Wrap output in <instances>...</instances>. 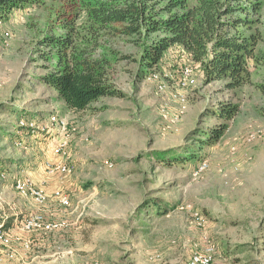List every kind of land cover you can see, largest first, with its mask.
Returning <instances> with one entry per match:
<instances>
[{"label": "rangeland", "instance_id": "rangeland-1", "mask_svg": "<svg viewBox=\"0 0 264 264\" xmlns=\"http://www.w3.org/2000/svg\"><path fill=\"white\" fill-rule=\"evenodd\" d=\"M93 2L41 0L0 20V264H187L208 242L212 264H264V0L246 30L259 36L248 74L234 87L205 83L178 44L147 67L143 46L161 34L95 32ZM72 17V36L121 92L81 111L42 80L54 63L43 55L55 53L42 40L63 35ZM228 103L238 111L224 118ZM58 161L64 176L47 170ZM22 180L43 190V206L19 194ZM37 212L57 228L26 231Z\"/></svg>", "mask_w": 264, "mask_h": 264}, {"label": "trees", "instance_id": "trees-1", "mask_svg": "<svg viewBox=\"0 0 264 264\" xmlns=\"http://www.w3.org/2000/svg\"><path fill=\"white\" fill-rule=\"evenodd\" d=\"M88 4L93 30H108L114 35L161 34L142 49V62L155 65L172 45L178 44L193 61L199 63L204 82L228 78L234 87L246 79L248 59L253 58L259 36L246 33L253 28L252 17L262 0H93ZM41 0H0V20L11 10ZM76 17L66 21L63 35H46L42 45L55 49L53 66L42 80L62 99L64 107L81 111L103 96H119L120 90L108 80L98 57L83 47L72 32ZM238 111L237 105H222L217 111L229 118ZM225 126L215 128L214 135L223 134ZM193 158V157H192Z\"/></svg>", "mask_w": 264, "mask_h": 264}, {"label": "built area", "instance_id": "built-area-1", "mask_svg": "<svg viewBox=\"0 0 264 264\" xmlns=\"http://www.w3.org/2000/svg\"><path fill=\"white\" fill-rule=\"evenodd\" d=\"M7 34V33H5ZM182 84H184V81L182 80ZM158 89L160 92H164L166 89L165 84H158ZM173 98H178V95L176 93L171 94ZM164 110V109H162ZM65 147V143H60L59 145L55 146L53 148V154L54 155H61L63 152V149ZM207 167V164L205 161L201 162L198 166V170L202 171ZM47 170L49 174H54L58 176H64L69 172V169L65 163L62 161H58L57 163H48L47 164ZM17 189L21 196L23 197H30L33 199V201L38 204L39 206H43L46 202V195L43 192L42 189H40L38 186H36L32 181L30 180H22L18 181L17 183ZM54 197L56 198L57 202L62 206H69L70 201L67 195H65L61 190L57 189L53 191ZM193 217L195 219H200L201 216L199 212L195 211L193 214ZM58 223H52L47 222L45 219V216L42 212H37L34 215H32L30 218L26 219L23 228L26 231H32L35 229H42L45 231H51L52 229L57 228ZM0 241L6 242L7 237L5 232L0 229ZM174 242V241H173ZM216 253V245L212 242H208L202 251H194L189 259L187 264H212L214 260V256ZM97 264V263H95Z\"/></svg>", "mask_w": 264, "mask_h": 264}]
</instances>
